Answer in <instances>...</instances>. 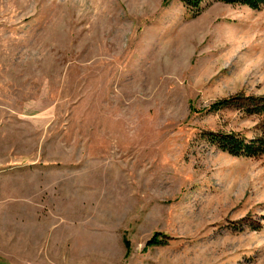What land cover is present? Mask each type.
I'll return each instance as SVG.
<instances>
[{"label": "rangeland", "instance_id": "1", "mask_svg": "<svg viewBox=\"0 0 264 264\" xmlns=\"http://www.w3.org/2000/svg\"><path fill=\"white\" fill-rule=\"evenodd\" d=\"M199 8L0 0L9 263L264 264V155L204 137L258 132L241 102L264 96V8Z\"/></svg>", "mask_w": 264, "mask_h": 264}, {"label": "trees", "instance_id": "2", "mask_svg": "<svg viewBox=\"0 0 264 264\" xmlns=\"http://www.w3.org/2000/svg\"><path fill=\"white\" fill-rule=\"evenodd\" d=\"M185 6L194 10L197 15L201 12L199 8L202 0H180ZM213 2H223L232 5H245L254 10H261L264 8V0H211ZM232 100L229 98L216 101L212 104V109H220L222 107L232 105ZM243 109L249 115L257 116L260 120L258 132L254 136L248 137L246 134L240 132H208L204 137L211 144L216 145L223 151L230 153L237 157H257L264 155V96H248L245 101L241 102ZM125 245L130 251V242L127 238ZM159 234L153 235L148 244L160 243Z\"/></svg>", "mask_w": 264, "mask_h": 264}, {"label": "crops", "instance_id": "3", "mask_svg": "<svg viewBox=\"0 0 264 264\" xmlns=\"http://www.w3.org/2000/svg\"><path fill=\"white\" fill-rule=\"evenodd\" d=\"M0 264H12L11 262L9 263L4 256L0 254Z\"/></svg>", "mask_w": 264, "mask_h": 264}]
</instances>
